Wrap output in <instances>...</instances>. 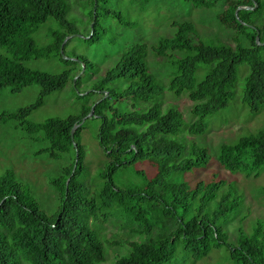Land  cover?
<instances>
[{
    "label": "trees",
    "instance_id": "16d2710c",
    "mask_svg": "<svg viewBox=\"0 0 264 264\" xmlns=\"http://www.w3.org/2000/svg\"><path fill=\"white\" fill-rule=\"evenodd\" d=\"M100 1L91 0L97 11H90L91 19L96 14L93 33L86 38L90 43L99 40L95 26ZM185 1L196 7L222 3L220 22L250 44L242 40L236 46L207 42L197 38L196 27L191 21H175V33L161 38L151 48L157 55H168L170 80L167 86L149 71L147 45L137 43L125 48L116 64L93 80L91 91L84 95L79 94L81 90L77 92L78 98L91 92L101 93L90 119H96L99 124L96 138L107 159L97 172L100 183L92 190L86 182L85 149L80 141V132L89 119L75 130L73 137L71 130L96 101L87 100L77 115L50 117L42 122L28 120L46 95L63 90L69 81L75 90L79 88L81 76L75 83L74 77L81 71L82 64L84 73H88L85 57L77 55L76 60L65 59L60 52L66 36L76 32L73 20L68 17V3L66 0H0V48L5 47L8 53L0 54V88L9 87L19 92L27 85L40 86L33 103L15 112H3L2 117L19 120L20 127L33 139L40 136L46 141L36 155L70 160L51 180L59 199V206L52 214L41 209L30 190L14 181L12 171L0 175V264L105 262L107 249L99 227L90 220L106 222L109 216L113 217V223L123 219L125 222L121 225H127L130 234L149 235L139 241L128 240V252L117 254L112 264H161L170 262L181 252L186 263L190 257L197 259L207 255L215 246L230 247L217 226V219L223 218L233 207V194L224 193L212 206L217 183L199 182L191 188L172 180L171 175L190 170L194 164L186 157L189 150L185 145L171 137L183 128L182 112L175 106L163 111L156 99L166 88L178 96L187 94L193 102L192 113L196 118L186 131L203 132L207 117L229 105L233 95L230 87L238 64L247 62L250 72L242 102L252 113L258 112L264 104V45L257 44L256 35L259 33L260 41H264V0ZM255 3L254 9L241 8L236 14L239 6H254ZM49 19L57 21L64 32L50 30L52 41L41 46L33 33ZM90 33L88 30L87 35ZM174 51L181 56L175 58L169 54ZM53 56L59 57L68 67L53 74L24 64L32 58ZM200 65L207 67L200 68ZM199 69L205 70L200 81L197 79ZM142 103L149 105L144 107ZM141 160L157 165L158 174L154 179L143 187L118 185L117 172ZM219 161L229 170L263 164L264 129L244 138L237 146H223ZM154 187L159 189L154 190ZM144 201L143 208L139 203ZM140 221L144 226L136 225ZM246 243L243 239L231 250L237 264H264V244L258 239L249 246ZM178 244L181 249L177 248ZM237 254L244 259L236 257Z\"/></svg>",
    "mask_w": 264,
    "mask_h": 264
},
{
    "label": "rangeland",
    "instance_id": "374dc122",
    "mask_svg": "<svg viewBox=\"0 0 264 264\" xmlns=\"http://www.w3.org/2000/svg\"><path fill=\"white\" fill-rule=\"evenodd\" d=\"M66 2L69 6L68 17L73 20L76 32L69 34L72 37L66 41L63 57L73 60L77 59L75 57L77 55L85 57L88 62V73H84L85 68L82 64L81 71L76 75L77 79L81 76L78 89L75 90L69 81L63 90L46 95L42 105L29 115L28 120L32 122H42L50 117L65 118L69 115H77L87 100L98 101L101 93L91 92L86 97L78 98L77 92L81 90L80 93L84 95L91 91L90 85L93 80L103 76L112 68L125 48L137 43L147 45L149 71L156 75L160 83L167 86L170 80L168 55H157L151 48L161 38L175 33L176 26L173 24L175 21H191L196 27L197 38L207 42L236 46L237 42L242 40L243 43L250 44L246 38H239L240 35L235 30L220 22L219 16L224 9L222 3L215 2L210 7H196L185 0H149L148 2L102 0L98 4L99 16L95 26L99 40L90 43L86 40L89 37L87 33L88 30L92 32L91 24L95 22L94 18L91 19L90 11L93 9L96 13V7L91 5V0H66ZM52 29L63 31L57 21L49 19L39 25L33 37L39 45H46L52 41L50 34ZM0 54L8 55L5 47L0 48ZM169 54L175 58L181 56V53L176 51ZM24 64L29 68L53 74L68 67L55 56L32 58L25 60ZM205 67L207 66L200 65V68ZM204 72L203 69L197 71L199 81L203 79ZM249 72L247 62L238 64L235 80L230 87L233 95L229 105L209 115L206 128L200 133L186 131L196 118L192 113L193 102L187 94L178 96L166 88L156 99L159 104L161 103L160 107L163 111L175 106L182 112L183 128L171 137L185 145L189 150L186 157L194 164L190 170L171 175L172 180L187 184L191 188L199 182L217 183V194L216 198L211 200L212 206L224 193L233 194V207L223 218L217 219V226L223 231L230 247L215 246L207 255L197 259L190 257L186 263L181 252L170 262L161 264H237L231 250L243 239L247 241L248 246L256 239L264 244V163L257 166L249 164L245 168L229 170L219 161L223 146H237L244 138L264 129V104L258 112L252 113L242 102ZM39 92L38 84L27 85L19 92H13L9 87L0 88V175L12 171L14 181L30 190L40 203L41 209L52 214L59 206V199L51 180L59 174L63 166L70 163V160L52 158L47 154L36 155L35 152L45 146L46 141L41 140L40 136L36 137V140L33 139L20 127L19 120L2 117L3 112H15L33 103ZM142 104L144 107L149 105V103ZM90 118L80 132V141L85 149L86 182L93 190L100 183L97 172L103 167L107 158L96 138L99 124L96 119ZM157 174L158 167L155 163L141 160L124 171L117 172L115 181L121 187H143ZM158 189L159 187H154V190ZM139 205L144 208L146 203L144 201ZM111 218L113 217L109 216L106 222L90 220L99 227L101 239L107 249L105 262L99 264H112L117 254H126L128 240L139 241L149 236L146 233L130 234L127 225H121L125 222L123 219L120 218L113 223ZM136 225L144 226L141 221L136 222ZM91 227L93 228L92 225ZM153 234L154 231L150 236ZM177 248L181 249L180 244ZM237 256L244 259L241 254Z\"/></svg>",
    "mask_w": 264,
    "mask_h": 264
},
{
    "label": "water",
    "instance_id": "95a60500",
    "mask_svg": "<svg viewBox=\"0 0 264 264\" xmlns=\"http://www.w3.org/2000/svg\"><path fill=\"white\" fill-rule=\"evenodd\" d=\"M95 1H96V0H95ZM256 6H257V3H255L254 6H239V7L237 8V10H236V14H237V11H238L239 9H241V8L254 9ZM94 18H95V16H94ZM93 25H94V23L91 24L92 32L90 33L89 37H90V36L92 35V33H93ZM70 37H72V35H68V36H66V38L63 40V42H62V44H61L60 52L63 54V56H64V45H65L66 41H67ZM256 42H257V44H263V43H264V42H261V41H260L259 33H257V35H256ZM83 68H85V67L83 66ZM77 77H78V76H76V77L74 78V83L76 82ZM80 94H82V93H80ZM107 94H108V92L106 91V95H107ZM98 101H99V100H98ZM98 101H96V102L91 106L90 111H89V112H88V113L82 118V120L79 121V122H77V123L72 127V130H71L72 137L74 136V132H75V130H76L78 127H80V126L85 122L86 119H88V118H90V117L93 116V114H94V109H95V105H96V103H97ZM74 145L77 146L75 142H74ZM77 160H78V152H77V154H76V163L74 164V167H73L74 170H75L76 165H77ZM69 180H70V178L67 179V185H68V183H69Z\"/></svg>",
    "mask_w": 264,
    "mask_h": 264
}]
</instances>
